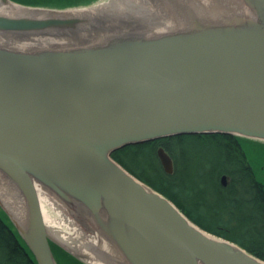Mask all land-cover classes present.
Masks as SVG:
<instances>
[{
    "label": "water",
    "instance_id": "1",
    "mask_svg": "<svg viewBox=\"0 0 264 264\" xmlns=\"http://www.w3.org/2000/svg\"><path fill=\"white\" fill-rule=\"evenodd\" d=\"M167 1L181 20L164 33L29 51L0 46V172L24 196L26 218L15 222L6 212L37 264H57L50 241L80 255L50 235L33 181L79 206L129 264H264L200 228L111 157L125 145L178 134L264 141V0H240L246 9L226 14ZM44 9L50 13L0 14V34L90 23ZM157 156L172 173L163 147Z\"/></svg>",
    "mask_w": 264,
    "mask_h": 264
},
{
    "label": "trees",
    "instance_id": "2",
    "mask_svg": "<svg viewBox=\"0 0 264 264\" xmlns=\"http://www.w3.org/2000/svg\"><path fill=\"white\" fill-rule=\"evenodd\" d=\"M260 140L224 133L178 134L128 144L111 157L134 177L168 198L200 228L230 239L264 260V180L255 173L244 144L262 146ZM256 143V144H255ZM173 161V172L164 171L157 148ZM250 148V149H251ZM228 177L227 186L220 183ZM222 206L246 215L258 228L245 238L233 237L218 212ZM209 207L213 211L208 210ZM210 219H216L214 223ZM53 250V244L50 243ZM74 260V259H73ZM82 264L78 260H74ZM0 264H37L13 224L0 210Z\"/></svg>",
    "mask_w": 264,
    "mask_h": 264
},
{
    "label": "bare ground",
    "instance_id": "3",
    "mask_svg": "<svg viewBox=\"0 0 264 264\" xmlns=\"http://www.w3.org/2000/svg\"><path fill=\"white\" fill-rule=\"evenodd\" d=\"M122 0L123 6L103 0L89 7L62 10V14L88 17V28L76 31L47 30L38 34L1 33L0 46L9 49L29 51L33 49L70 47L92 43L101 36L140 32L147 35L164 33L180 22L179 14L167 0ZM112 2V3H111ZM125 2V3H124ZM129 2V3H128ZM201 10H211L226 14L238 7L246 9L240 0H176ZM239 5V6H237ZM113 6V7H112ZM134 7V8H133ZM232 7V8H230ZM110 8H112L110 10ZM234 8V9H233ZM199 9V10H200ZM49 10L44 8H23L17 5H0V14H32L44 16ZM120 18V29H110L107 23L112 17ZM113 20V19H112ZM221 183V182H220ZM39 202L40 213L50 235L75 254L84 257L89 264H129L118 248L103 235L82 212L79 206H68L43 184L33 181ZM222 185V183H221ZM0 201L15 222L26 218V201L18 187L0 172ZM65 223V224H64Z\"/></svg>",
    "mask_w": 264,
    "mask_h": 264
},
{
    "label": "rangeland",
    "instance_id": "4",
    "mask_svg": "<svg viewBox=\"0 0 264 264\" xmlns=\"http://www.w3.org/2000/svg\"><path fill=\"white\" fill-rule=\"evenodd\" d=\"M16 4L22 5L23 7H43V8H51L57 10H66L72 9L77 7H89L91 5L96 4L97 2H101L103 0H10ZM126 3L127 1L124 0ZM110 2V0H108ZM119 4V6H123L122 0H115V2H111L113 5ZM124 2V3H125ZM129 3V2H128ZM1 5V4H0ZM113 7V6H112ZM134 8V7H133ZM112 8H110L111 10ZM109 18L110 20L107 23L111 26L110 29L119 30L120 23L117 21V17L113 16L116 13L114 11L111 12ZM256 144V143H255ZM262 146H254L256 148H251L249 145L244 144L247 152V160H249L250 164L252 165L256 175L261 179L264 180V141L259 142ZM251 148V149H250ZM0 210L7 216L8 220L11 222L5 206L0 201ZM208 210L213 211L212 207H209ZM222 211H219L218 214L223 218L220 219L222 224H224V228L231 230V235L233 237L240 236L245 238V234L254 232L258 233V228H256L255 224L248 217L246 213H241L240 211H234L230 207L222 206ZM216 219H210L211 223H214ZM12 223V222H11ZM65 224V223H64ZM15 228V227H14ZM53 244V255L57 264H79V262L74 261L75 259L80 261L82 264H89L87 261L84 260V257L80 256L77 257L76 255L70 253L65 248L60 246L59 244L50 241ZM61 243V242H60ZM62 244V243H61ZM65 246V245H64ZM74 259V260H73Z\"/></svg>",
    "mask_w": 264,
    "mask_h": 264
},
{
    "label": "flooded vegetation",
    "instance_id": "5",
    "mask_svg": "<svg viewBox=\"0 0 264 264\" xmlns=\"http://www.w3.org/2000/svg\"><path fill=\"white\" fill-rule=\"evenodd\" d=\"M222 176V175H221ZM227 184H228V177L225 175V183L224 184H222L223 186H227Z\"/></svg>",
    "mask_w": 264,
    "mask_h": 264
}]
</instances>
